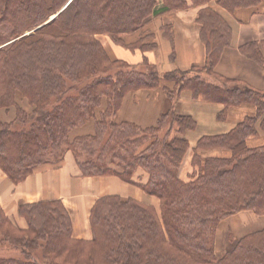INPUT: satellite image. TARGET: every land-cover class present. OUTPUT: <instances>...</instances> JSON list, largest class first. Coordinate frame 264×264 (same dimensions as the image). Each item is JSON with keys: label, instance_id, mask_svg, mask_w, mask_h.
Returning a JSON list of instances; mask_svg holds the SVG:
<instances>
[{"label": "trees", "instance_id": "obj_1", "mask_svg": "<svg viewBox=\"0 0 264 264\" xmlns=\"http://www.w3.org/2000/svg\"><path fill=\"white\" fill-rule=\"evenodd\" d=\"M163 2L159 7L157 0H0V109L16 111L11 122L0 119L1 170L18 184L42 165L61 164L71 152L82 176H116L160 201L158 211L134 199H98L88 241L73 238L61 201L22 206L26 229L0 209V264H264V228L239 239L229 234L234 247L222 257L214 248L224 219L241 211L264 216V145H248L250 137L264 133V91L214 72L231 47L233 29L211 6L233 13L264 0ZM190 6L201 7L197 22L207 51L205 65L190 71L161 75L146 56L137 65L111 60L97 38L152 51L156 43L146 38L154 32L142 30L154 17ZM163 30L171 39V27ZM136 34L134 42L127 41ZM247 47L241 51L264 66L260 50ZM194 70H205L216 82L187 78ZM163 77L179 80L178 95L189 90L194 99L223 104L225 112L242 104L257 108L230 133L199 140L188 180L179 172L189 150L186 133L197 126L193 117L170 109L153 127L116 121L127 93L156 89ZM92 118L95 133L71 140L70 133ZM208 150L221 153L202 156ZM139 168L147 173L144 183Z\"/></svg>", "mask_w": 264, "mask_h": 264}, {"label": "crops", "instance_id": "obj_2", "mask_svg": "<svg viewBox=\"0 0 264 264\" xmlns=\"http://www.w3.org/2000/svg\"><path fill=\"white\" fill-rule=\"evenodd\" d=\"M211 6L222 13L233 29L231 47L224 49L214 72L221 77L239 80L264 91V66L241 51L243 47L247 49L250 44L254 45L260 50L264 60V2L256 9L240 10L235 13H229L214 4ZM200 9L201 7L190 6L184 10L154 17L151 22L156 18L155 24L158 23L159 27L153 31L156 49L152 51H130L122 46L113 45L109 40L102 44H109L106 50L112 60H124L137 65L146 56L162 73L172 70L190 71L195 66H204L207 59L206 45L200 38L201 26L197 22ZM163 26L171 27V39L164 36ZM167 85L172 89L174 83ZM17 100L25 110H31L25 100L21 98ZM170 109L177 114L193 117L197 123L196 128L188 131L185 136L189 141V150L179 172L184 180H188L193 172L192 156L201 138L228 134L247 117H253L257 113V108L251 104L232 106L225 112L223 104L208 102L202 98L194 99L189 90L181 91L178 100L173 103L162 89H139L125 95L116 121L130 122L142 128L153 127L157 125L161 115ZM15 113L14 107L2 108L0 119L11 122L15 118ZM248 145L251 148L263 146L264 133L250 137ZM220 153L218 150H210L203 152L202 155L206 157ZM141 176L143 183L146 182L147 176L143 174ZM105 196L134 199L160 211L158 198L146 194L140 187L126 183L116 176H82L71 152L66 153L61 164L42 165L18 184L9 179L0 168V209L22 229L27 228V222L20 216L22 206L58 200L70 214L73 238L91 240L89 222L91 210L96 201ZM259 226H262L260 229L264 228V216H258L252 211H241L219 224L217 240L225 229L228 230V234L239 239L257 231L253 229Z\"/></svg>", "mask_w": 264, "mask_h": 264}, {"label": "rangeland", "instance_id": "obj_3", "mask_svg": "<svg viewBox=\"0 0 264 264\" xmlns=\"http://www.w3.org/2000/svg\"><path fill=\"white\" fill-rule=\"evenodd\" d=\"M157 3H158V6H163L164 2L163 0H157ZM189 3L191 4V2L189 1ZM258 8V7H256ZM255 7H251V8H240V9H237L235 10L233 13H235L236 11H240V10H248V9H256ZM64 9V8H63ZM59 13L57 15H54V16H51L50 20L46 23H50L52 22L54 19H56L58 17ZM157 22V19L155 18L149 25L146 26V28H144L142 31L143 32H147V31H154L155 29H157V27H159L158 23L155 24ZM158 25V26H157ZM41 27H43V25H40V26H37L35 28H33V33L40 29ZM138 36V34L134 35V36H130V37H127V41L128 42H134V40L136 39V37ZM98 40L103 43H105L106 40H109V42L113 43L111 41V39L109 37H107L106 35H98L97 36ZM135 38V39H134ZM154 39V37H153ZM153 39H148L146 38V42H152L151 40ZM105 51L107 52L106 50V47L109 46V44H102ZM113 45H116L113 43ZM130 50V49H128ZM136 50V49H135ZM133 49H131L130 51H135ZM108 56H109V53L107 52ZM110 57V56H109ZM111 59V57H110ZM112 60V59H111ZM159 70V69H158ZM176 70H172V71H168V72H164L162 73L161 71H159V73L161 75L163 74H166V73H171V72H174ZM195 76H198L200 77L201 79H205V80H208V81H211V82H216V80L214 79V77L210 76L208 74V72H206L205 70L203 71H196L194 70L193 72H191L187 78H191V77H195ZM167 83H174V86L172 87V89H169ZM233 85V84H231ZM179 86H180V82L179 80H167L165 79L164 77L161 78L160 80V86L156 89H162L165 93V96L171 100L173 103L176 102V100H178L179 98V95H178V92H179ZM151 90H155V89H151ZM170 92V93H169ZM170 96V97H169ZM96 117L98 118L99 117V111H97V114H96ZM5 122V121H4ZM95 119L92 118L89 122H87L85 125L81 126V127H78V128H75L71 133H70V139H74L75 137L77 136H83V135H90V134H94L95 133ZM167 128V130H166ZM163 132L165 134L166 131H168V127H166ZM172 133V131H171ZM163 134V133H162ZM210 151V150H208ZM203 152L205 151H202L201 153L203 154ZM66 155V154H65ZM203 156V155H202ZM139 173H144L146 174L145 176H147V173H145L144 170H142L141 168L138 169ZM137 176V175H136ZM134 177L135 181L139 182L138 180V177ZM140 181H143V179H140ZM262 226H259V227H255L253 230H258L260 229ZM227 229H225L223 232L220 233V235L218 236V240H217V237L215 239V242H214V248H215V251L217 252V255L219 257H222L227 251L231 250L233 247H234V242L231 241V239L229 238V234L227 233ZM217 243V244H216ZM218 245V246H217Z\"/></svg>", "mask_w": 264, "mask_h": 264}]
</instances>
